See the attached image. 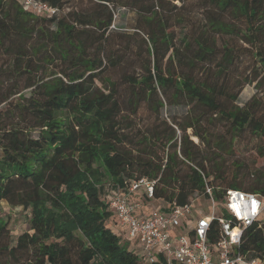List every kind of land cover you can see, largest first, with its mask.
<instances>
[{
	"label": "trees",
	"instance_id": "trees-1",
	"mask_svg": "<svg viewBox=\"0 0 264 264\" xmlns=\"http://www.w3.org/2000/svg\"><path fill=\"white\" fill-rule=\"evenodd\" d=\"M38 1L59 14L0 0V57L9 60L0 68V202L31 213L14 242L0 221V264H147L115 233L106 184L126 193L133 181H153L152 198L140 188L127 200L167 208L188 204L206 184L216 202L228 190L264 197V165L243 172L218 161L248 133L264 163V0H204L201 27L182 47L171 28L184 21V0H85L62 15L65 0ZM119 8L136 15L146 53L133 58L138 72L105 47ZM240 53L257 64L241 85L230 80ZM109 69H119L116 80ZM244 84L255 93L238 106ZM173 106L186 108L170 118L178 138L160 119ZM217 238L213 221L208 241ZM238 251L264 260V219L245 228ZM150 264L167 262L158 255Z\"/></svg>",
	"mask_w": 264,
	"mask_h": 264
},
{
	"label": "built area",
	"instance_id": "built-area-1",
	"mask_svg": "<svg viewBox=\"0 0 264 264\" xmlns=\"http://www.w3.org/2000/svg\"><path fill=\"white\" fill-rule=\"evenodd\" d=\"M17 2L23 10L36 15L51 18L59 14L57 8L38 0ZM154 183L144 179L133 181L126 193L115 192L109 199L117 224L125 228L126 239L123 240L134 242L140 250L137 252L134 248V251L144 263H153L161 255L167 264H264V260L249 259L238 251L245 228L261 220L264 197L228 190L222 209L217 212L212 187L206 184L202 196L210 210L204 214L194 213V201L198 197L183 206H165L148 212L143 210L139 200H127V196L140 188L152 198ZM213 221L218 223V238L210 244L208 232Z\"/></svg>",
	"mask_w": 264,
	"mask_h": 264
},
{
	"label": "rangeland",
	"instance_id": "rangeland-1",
	"mask_svg": "<svg viewBox=\"0 0 264 264\" xmlns=\"http://www.w3.org/2000/svg\"><path fill=\"white\" fill-rule=\"evenodd\" d=\"M85 3V0H65L64 2V8L63 11H60V14L62 15L63 12H67L71 10L72 8H77L79 5H82ZM204 0H184V8L182 10V14L185 15V19H190L194 21V23H184L181 22L180 25L177 23H173L174 26L171 28L174 31V37H175V44L178 45V47H182V44L180 43V40L183 38H186L187 36H190L191 34H195L197 30L201 26H198L197 23L203 22V16H202V8H203ZM176 5H180V3L175 2ZM44 16V15H41ZM136 19L135 13L130 11L127 8H119V10L115 13V19L113 22V25L110 27L108 40L105 44V47L110 51H116L118 53H122L123 60L122 65L126 64L130 70L133 68H136V72H138V66L139 62L137 60H134L136 54H138L136 57L144 58L146 57L145 48L144 45L138 40L139 37H135V28H134V22ZM184 23V24H183ZM221 38L218 39V45H221ZM240 45H243L244 47H247L245 44H242V42H239ZM131 47L130 50H126V47ZM130 53V54H129ZM132 61V62H129ZM9 60L5 57H0V68H5L6 65H8ZM257 68L256 62L250 57L248 53H240L239 59L235 61V64L230 69V80L233 83L242 84L245 79H250L253 71ZM253 70V71H252ZM118 71L119 69H112L108 70L107 74L113 79L116 80L118 78ZM250 73V74H249ZM23 84L19 86L22 87ZM28 93L25 91V94ZM255 93L254 84H244L242 88L240 89V92L238 94L237 98V105L242 106L249 98ZM15 97V96H14ZM0 98L1 92H0ZM6 106V103H0V109L4 108ZM186 112V108L183 106H173L164 108L161 114V121H165L168 125H172L171 117L182 118L184 116V113ZM135 123L142 125V122H144L143 119L138 117L137 119H134ZM173 126V125H172ZM217 128V132L219 134H225L226 125L222 122H219L215 125ZM176 137H180L182 135V132L177 129L175 126H173ZM187 135L190 137V139L194 143H198L197 138L192 136V133L190 130L187 131ZM228 139V138H227ZM257 139L254 136H251L248 133H243L240 136H238L233 141V150L226 154H221L218 161H222L224 165L228 168V170L233 168V165L235 167L237 165H240L241 170L243 172H246L247 170H251L254 165L256 166H263L264 163L261 160H258L256 157V154L254 152V148L257 146ZM108 193H109V199L112 197V195L115 193V191L112 189V187L109 184H106ZM142 192V191H141ZM136 196H140V189L138 190ZM194 201V213H207L210 210V205H208V202L202 195H194L193 199H196ZM143 206V210L148 212L155 209H160L165 207L163 203L160 201L150 200L147 202H142L141 199H138ZM223 202H217L216 211H220L222 209ZM31 217V213L29 210H25L22 207H13L9 205L7 202L2 201L0 202V221L6 222L8 225V229L11 236V241L14 242L18 235H20L23 232H26L29 230V219ZM261 219H264V212L261 217ZM192 224V223H190ZM118 235V234H117ZM119 236V235H118ZM125 238L124 236H121V239ZM128 246L132 249H136L137 252H139V248L137 246H134V242H127Z\"/></svg>",
	"mask_w": 264,
	"mask_h": 264
},
{
	"label": "crops",
	"instance_id": "crops-1",
	"mask_svg": "<svg viewBox=\"0 0 264 264\" xmlns=\"http://www.w3.org/2000/svg\"><path fill=\"white\" fill-rule=\"evenodd\" d=\"M143 208V207H142ZM114 231H115V233H117L120 237L121 236H124L125 237V239H126V231H125V228L123 227H121V226H119L118 224L115 226V229H114ZM124 239V238H123ZM124 242H128V240H125ZM134 244V243H133ZM134 246H135V244H134Z\"/></svg>",
	"mask_w": 264,
	"mask_h": 264
}]
</instances>
